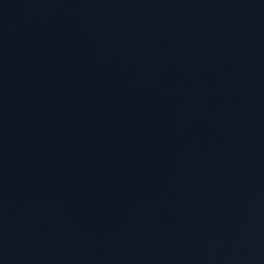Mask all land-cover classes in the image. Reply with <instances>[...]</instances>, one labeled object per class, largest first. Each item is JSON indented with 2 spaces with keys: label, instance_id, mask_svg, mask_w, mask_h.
Masks as SVG:
<instances>
[{
  "label": "water",
  "instance_id": "obj_1",
  "mask_svg": "<svg viewBox=\"0 0 264 264\" xmlns=\"http://www.w3.org/2000/svg\"><path fill=\"white\" fill-rule=\"evenodd\" d=\"M0 264H264V0H0Z\"/></svg>",
  "mask_w": 264,
  "mask_h": 264
}]
</instances>
